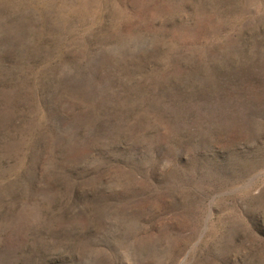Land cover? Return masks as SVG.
Returning a JSON list of instances; mask_svg holds the SVG:
<instances>
[{
	"label": "rangeland",
	"instance_id": "rangeland-1",
	"mask_svg": "<svg viewBox=\"0 0 264 264\" xmlns=\"http://www.w3.org/2000/svg\"><path fill=\"white\" fill-rule=\"evenodd\" d=\"M0 264H264V0H0Z\"/></svg>",
	"mask_w": 264,
	"mask_h": 264
}]
</instances>
